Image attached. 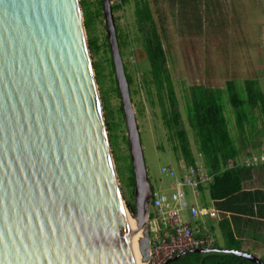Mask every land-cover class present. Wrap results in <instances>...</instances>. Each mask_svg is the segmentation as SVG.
<instances>
[{"label":"water","instance_id":"water-1","mask_svg":"<svg viewBox=\"0 0 264 264\" xmlns=\"http://www.w3.org/2000/svg\"><path fill=\"white\" fill-rule=\"evenodd\" d=\"M105 22L128 129L132 229L80 0H0V264L149 260L150 183L113 0ZM230 253L264 264L247 252Z\"/></svg>","mask_w":264,"mask_h":264},{"label":"rangeland","instance_id":"rangeland-1","mask_svg":"<svg viewBox=\"0 0 264 264\" xmlns=\"http://www.w3.org/2000/svg\"><path fill=\"white\" fill-rule=\"evenodd\" d=\"M100 1L86 0L91 12L99 10L101 12V16L94 18L92 26V36L99 40L101 52L97 56H91V60L93 66L98 65L103 71L102 88L107 96L109 108L113 111V123L118 126L117 146L113 154H116L115 162L128 206L129 202H135L134 189L132 191L129 186L131 175L129 165L132 164V160L128 129L125 115L120 110L122 101L116 91L118 82L114 64H111L112 53L104 8ZM148 1L164 43L168 66L197 164L204 168L206 160L200 153L196 136L188 120L187 104L191 100V87L202 85L224 89L228 81H234L238 94L245 97V81L257 80L264 92V0ZM121 2L122 0H113V7ZM114 14L125 67L133 79L131 93L141 130L149 180L155 190L172 192L170 189L175 181L165 175L162 169L165 166L180 169L179 165L183 159L180 153L175 152V143L169 140V133L163 124V109L158 100L157 90L149 84L150 67L136 13V0H128L123 8L114 10ZM223 104L230 132L240 150L237 160L240 163L261 151L264 145V115L259 108L253 111L251 116L254 117L257 128L247 127V135L243 137L238 134L234 109L226 95ZM250 128L252 130H249ZM261 168H264V165L255 169ZM259 186L260 180H257L251 188ZM190 201L197 203L193 197ZM198 204L211 206L208 190L202 193ZM128 209L135 220L129 206ZM134 220L131 222L134 223ZM211 222L215 227L214 236L218 246L224 247L225 243L217 221ZM141 238L140 234L139 242Z\"/></svg>","mask_w":264,"mask_h":264},{"label":"trees","instance_id":"trees-1","mask_svg":"<svg viewBox=\"0 0 264 264\" xmlns=\"http://www.w3.org/2000/svg\"><path fill=\"white\" fill-rule=\"evenodd\" d=\"M84 18V25L88 39L91 56L101 52L99 40L92 36L94 18L101 16L98 12H91L86 0H80ZM128 0L114 6V10L123 8ZM103 5V1H100ZM136 13L143 36L144 50L149 62V84L157 90L158 100L163 109V124L169 133L170 142L175 143L174 150L181 154L189 165H196L189 131L184 123L177 93L175 90L171 71L168 66L167 53L160 35L152 6L148 0H136ZM119 35V34H118ZM120 40V39H119ZM121 45V44H120ZM122 51V50H121ZM113 65V61L111 60ZM95 75L101 92L107 128L113 151L117 146V124L113 123V111L109 108L107 96L102 88V69L94 64ZM127 71V69H126ZM114 73V71H113ZM128 75V73H127ZM130 86L133 79L128 75ZM145 84L146 82L143 81ZM245 97L238 94L236 83L228 81L225 88H210L202 85L191 87V100L188 102L189 126L194 132L200 153L206 160V169L214 175L208 191L211 200L215 201L217 209L230 212L231 223L222 221L219 228L224 240V247L216 246L214 249H226L242 252L241 244L235 237V223L241 215H254V208L264 201V191L248 189L244 183L254 178V169L237 162L240 150L230 132L229 123L224 110L225 95L234 109V120L238 134L245 137L247 127L257 128L252 113L260 109L264 115V92L257 80H248L244 83ZM119 93V87L116 88ZM124 113L123 108H120ZM249 130H252L250 128ZM263 146V145H262ZM161 149L163 147L161 146ZM115 153V151H114ZM116 157V154H114ZM131 175L129 186L132 191L136 181L132 164L129 165ZM134 196V191H133ZM128 206L136 216L135 202ZM264 263V258H259ZM172 264H256L255 262L230 253L188 254Z\"/></svg>","mask_w":264,"mask_h":264},{"label":"built area","instance_id":"built-area-1","mask_svg":"<svg viewBox=\"0 0 264 264\" xmlns=\"http://www.w3.org/2000/svg\"><path fill=\"white\" fill-rule=\"evenodd\" d=\"M241 165L257 168L264 165V145L258 154L243 159ZM180 169L165 166L162 172L174 179L172 192L155 190L149 210V260L145 264H167L173 258L192 250H210L218 244L213 234L201 235L195 222L229 219L230 212L198 204L203 192L212 184L214 175L206 167L189 165L181 160ZM197 203H192L191 198ZM187 215V216H185ZM190 219V220H188Z\"/></svg>","mask_w":264,"mask_h":264},{"label":"crops","instance_id":"crops-1","mask_svg":"<svg viewBox=\"0 0 264 264\" xmlns=\"http://www.w3.org/2000/svg\"><path fill=\"white\" fill-rule=\"evenodd\" d=\"M260 180L259 187H253L254 183ZM250 184L245 187V185ZM244 187L248 189H260L264 191V168L254 169V178L244 183ZM255 214L241 215L235 223V237L241 244L243 252L252 253L258 258H264V201L257 204L254 208ZM228 223L232 221V215L229 219L224 220ZM201 235L213 234L215 231L214 224L211 221L195 222L194 225ZM217 226L219 223L217 222Z\"/></svg>","mask_w":264,"mask_h":264},{"label":"bare ground","instance_id":"bare-ground-1","mask_svg":"<svg viewBox=\"0 0 264 264\" xmlns=\"http://www.w3.org/2000/svg\"><path fill=\"white\" fill-rule=\"evenodd\" d=\"M131 225H132V229H135L137 227V224H136L135 220H134V223L131 222ZM139 235L135 238V241H134L133 245H134V249H135V253H136V257H137V264H143L141 262L140 242L138 240L139 239Z\"/></svg>","mask_w":264,"mask_h":264}]
</instances>
